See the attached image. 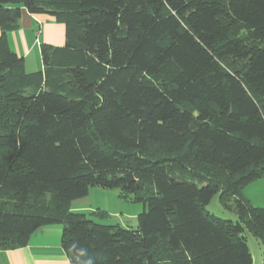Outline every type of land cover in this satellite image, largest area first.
<instances>
[{
    "label": "trees",
    "instance_id": "16d2710c",
    "mask_svg": "<svg viewBox=\"0 0 264 264\" xmlns=\"http://www.w3.org/2000/svg\"><path fill=\"white\" fill-rule=\"evenodd\" d=\"M23 8L66 26L34 71ZM0 31V249L61 224L71 264H254L250 233L264 264V0H0ZM92 187L138 226L72 210Z\"/></svg>",
    "mask_w": 264,
    "mask_h": 264
},
{
    "label": "crops",
    "instance_id": "0c3cea01",
    "mask_svg": "<svg viewBox=\"0 0 264 264\" xmlns=\"http://www.w3.org/2000/svg\"><path fill=\"white\" fill-rule=\"evenodd\" d=\"M35 21H39V23L43 24V28L46 32L45 41L47 43L55 45L56 43H61L62 41L64 43L66 41V26L64 24L65 33L63 38L55 40V35L57 33L61 34L64 32L60 30L61 25L57 24L59 22H56L55 20L46 16L31 15L26 9L23 8L22 18L20 20V28L17 31L10 32L8 37L10 46L12 37L14 38L17 47H20L19 49H21V43L24 44V47L27 51L24 54L25 57L28 55L27 53H29L28 49L26 48V46H28L26 32L37 27L35 26ZM63 43L60 45L65 44ZM17 53L23 55L21 52ZM26 62L27 60H25V63ZM42 67L43 65H40L39 69ZM26 68L28 71L36 70L35 68L30 70L27 66ZM254 194H258V196H254ZM244 195L254 205L264 207V178L250 183L244 189ZM88 203H90L89 197L76 200L72 203V210L83 212L88 210L91 211L92 207L90 204L86 206ZM62 232L63 228L61 224L37 228L31 234L26 244L15 248L0 249V264H71L70 259L62 245ZM260 264H263V255Z\"/></svg>",
    "mask_w": 264,
    "mask_h": 264
},
{
    "label": "rangeland",
    "instance_id": "374dc122",
    "mask_svg": "<svg viewBox=\"0 0 264 264\" xmlns=\"http://www.w3.org/2000/svg\"><path fill=\"white\" fill-rule=\"evenodd\" d=\"M35 22H34L35 26L37 27L33 28L31 31L26 32V36L28 40V44H27L28 46H26V48L29 51L26 57L24 54L27 51L24 47V44L21 43V49H19L20 47H17L13 37L11 40V49L16 52H21L24 55L25 60H27L26 66L30 70H33L34 68L38 70L39 66L42 65L40 45L41 43L46 42L45 41L46 32L43 28V24L39 23V21H35ZM57 24L61 25L60 30L64 32H62L61 34L57 33L55 35V40L59 38L60 39L63 38V35L65 33V28L63 23H57ZM62 43L63 41L61 43H56L55 45L61 46L60 44ZM254 196H258V194H254ZM87 197L90 198V203H88L86 206L90 204V206L92 207L91 211L89 210L86 211L88 215H90L93 211H96L97 209L106 211V213L108 214V216L105 218L104 217L102 218L100 216L90 215V217L93 218V220L102 224H107V225L119 224L120 226L125 228L128 227L136 228L138 226V216L145 210V206L143 203L127 201L123 199L120 196L119 189L92 187L89 190L88 196L84 197L83 199ZM78 205H82V204H78ZM207 210L210 213L214 214L215 216L223 219H230V220L237 219L234 211L225 208L224 205L221 203L220 193H217L213 197L211 202L207 205ZM247 235L249 240V246L251 248L253 257L255 259V264H260L263 253L261 241L256 236L250 233H248Z\"/></svg>",
    "mask_w": 264,
    "mask_h": 264
}]
</instances>
